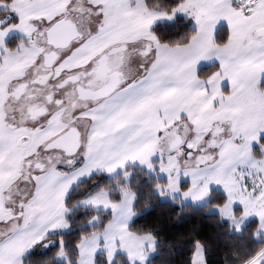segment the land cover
Returning a JSON list of instances; mask_svg holds the SVG:
<instances>
[{"label":"snow or ice","instance_id":"1","mask_svg":"<svg viewBox=\"0 0 264 264\" xmlns=\"http://www.w3.org/2000/svg\"><path fill=\"white\" fill-rule=\"evenodd\" d=\"M165 248L264 264V0H0V264Z\"/></svg>","mask_w":264,"mask_h":264},{"label":"trees","instance_id":"2","mask_svg":"<svg viewBox=\"0 0 264 264\" xmlns=\"http://www.w3.org/2000/svg\"><path fill=\"white\" fill-rule=\"evenodd\" d=\"M159 214L160 223L163 226V231L161 233L162 236L165 237L166 240H171L174 234L179 233L181 231L186 230L188 227H191L193 223L198 221V218L194 217L191 221H185L183 223L177 222L175 219L171 218L167 211L157 210V212L153 213V216H157ZM203 231L210 235L215 231L214 226L208 222H202L201 224ZM165 255L161 258H158L157 264H161V260L166 261L167 264H179L180 257H169L167 256V249L162 250Z\"/></svg>","mask_w":264,"mask_h":264}]
</instances>
